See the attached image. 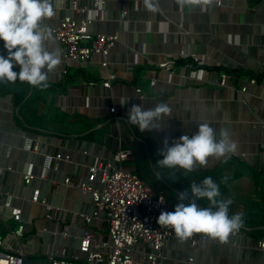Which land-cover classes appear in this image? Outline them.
I'll return each mask as SVG.
<instances>
[{"label": "crops", "instance_id": "obj_1", "mask_svg": "<svg viewBox=\"0 0 264 264\" xmlns=\"http://www.w3.org/2000/svg\"><path fill=\"white\" fill-rule=\"evenodd\" d=\"M154 3V12L143 0H107L103 8L89 10L95 18L92 32L119 35L104 67L100 54L85 63L64 57L51 28L70 11L69 0H54L56 14L41 21L51 32L45 47L61 54V63L48 74L49 87L0 82V234L8 231L12 215L4 203L8 192L11 205L23 210L31 259L43 261L54 252L62 258L65 252L66 258L85 260L80 246L87 229L94 242L110 241L103 212L90 224L83 223L82 215L95 211L92 194L67 186L64 180L87 176L96 157L110 158L119 148L132 147L134 156L126 165L153 186L165 188L174 204L179 202V191L188 189L191 195L192 183L211 176L220 186V198L232 200L229 215L243 213L244 225L225 241L207 236L193 247L174 236L165 247L166 264H184L190 258L193 264H264V250L257 247L264 237V4L260 0ZM79 4L89 6V1ZM123 10L128 11L125 20ZM73 15L77 20L84 17ZM167 59L175 61L172 72L159 66ZM224 71L229 77L220 86ZM109 74L114 79L108 88L102 82ZM252 78L256 83L250 82ZM152 80H156L153 86ZM139 87L143 98L136 91ZM157 103L171 108L170 117L159 121L161 129L144 131L128 122L132 105L148 108ZM201 122L217 131L227 128L236 151L226 158L211 157L190 172L156 163L162 158L159 150L165 138L171 144L182 134L191 136ZM36 145L38 151L33 150ZM59 153L68 160L54 159L46 167L45 156ZM31 162L35 178L26 185L22 174ZM223 177L228 178L226 183ZM36 189L54 207L56 218H48L46 206L32 200ZM196 202L209 206L206 199ZM65 225L67 234L62 233ZM139 250H149L148 244H140Z\"/></svg>", "mask_w": 264, "mask_h": 264}, {"label": "built area", "instance_id": "obj_2", "mask_svg": "<svg viewBox=\"0 0 264 264\" xmlns=\"http://www.w3.org/2000/svg\"><path fill=\"white\" fill-rule=\"evenodd\" d=\"M89 6H81L79 0H69V12L64 15L58 26L51 28L56 39L63 46L65 58L85 63L92 59L95 54L103 56L102 66H108V58L119 42L117 33L92 32L90 25L95 18L88 15L91 9L103 8L107 0H88ZM264 4V0L260 1ZM84 14L80 20L75 19L73 13ZM128 11L123 10L122 18L125 20ZM198 59L197 57L195 60ZM175 61L167 59L159 64L160 67L173 71ZM229 77L222 73L218 85L225 86ZM114 75L109 74L102 83L111 87ZM255 82V79H250ZM152 86L156 80H152ZM140 97L145 95L142 88L136 90ZM246 91V87H243ZM115 107L111 108L115 112ZM264 127V125H263ZM26 148L31 149V143ZM38 151V146L33 148ZM134 156L132 147L119 148L110 158L96 157L89 166L85 177L73 179L68 176L64 184L92 194L95 203L93 214H83V223L88 225L93 218L104 213L108 224L110 241L103 240L94 242L92 232L85 230L80 249L87 254L85 260L78 256L66 258L65 252L62 258L54 252L47 256L48 264H166L165 247L168 241L176 236L170 226L157 223L159 213L174 210L175 204L170 200L169 193L165 188L155 187L143 179L137 171L128 167V163ZM68 160V156L62 154L45 156V166L50 167L53 160ZM23 181L30 185L35 178L34 164L28 163L23 171ZM5 205L11 208L9 229L0 234V264H26L32 254L29 238L25 234V223L22 217L23 210L18 206L11 205V195L5 193ZM32 200L46 206L48 218H56L53 214L54 207L41 199L38 189L33 191ZM63 234L68 233V226L62 229ZM193 247L207 241V235L193 234L187 238ZM148 244L149 250L140 251L139 245ZM257 247L264 250V237L257 242ZM190 258L184 264H193ZM45 264V263H44Z\"/></svg>", "mask_w": 264, "mask_h": 264}, {"label": "clouds", "instance_id": "obj_3", "mask_svg": "<svg viewBox=\"0 0 264 264\" xmlns=\"http://www.w3.org/2000/svg\"><path fill=\"white\" fill-rule=\"evenodd\" d=\"M195 3L196 0H188ZM145 8L156 11L154 0H143ZM56 14L54 0H0V82L26 81L30 85L46 89L49 87V72L61 63L58 49L45 47L44 40L51 37L47 26L41 24L45 18ZM168 104L157 103L152 107L132 105L127 113L128 122L141 130L161 129L159 121L170 117ZM237 149L236 141L227 128L219 131L209 122L197 124V130L174 138L169 144L167 138L159 151L156 163L161 167L192 171L197 164L206 165L209 158H226ZM160 176V172H157ZM223 182L228 178L223 177ZM188 189L178 192L179 202L172 211H161L157 223L170 226L180 240H186L194 233H203L212 239L225 241L230 234L238 232L245 221L243 213L229 215L231 199L220 198V186L211 176L200 183H192ZM206 199L208 207L196 201ZM188 201V202H185Z\"/></svg>", "mask_w": 264, "mask_h": 264}, {"label": "water", "instance_id": "obj_4", "mask_svg": "<svg viewBox=\"0 0 264 264\" xmlns=\"http://www.w3.org/2000/svg\"><path fill=\"white\" fill-rule=\"evenodd\" d=\"M26 264H44V262L42 260H34V259H27Z\"/></svg>", "mask_w": 264, "mask_h": 264}, {"label": "rangeland", "instance_id": "obj_5", "mask_svg": "<svg viewBox=\"0 0 264 264\" xmlns=\"http://www.w3.org/2000/svg\"><path fill=\"white\" fill-rule=\"evenodd\" d=\"M43 261H44L45 264H48L47 258H45Z\"/></svg>", "mask_w": 264, "mask_h": 264}, {"label": "trees", "instance_id": "obj_6", "mask_svg": "<svg viewBox=\"0 0 264 264\" xmlns=\"http://www.w3.org/2000/svg\"><path fill=\"white\" fill-rule=\"evenodd\" d=\"M260 1H261V0H260ZM183 61L185 62V60H183ZM183 61H182V62H183ZM224 72H225V73H228V72H226V71H224ZM238 72H239V71H238ZM255 79H256V78H255Z\"/></svg>", "mask_w": 264, "mask_h": 264}]
</instances>
